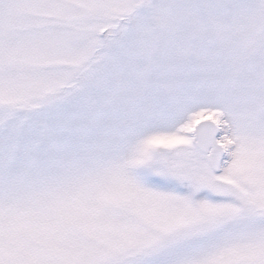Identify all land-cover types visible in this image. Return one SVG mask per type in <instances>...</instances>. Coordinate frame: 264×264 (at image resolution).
Returning <instances> with one entry per match:
<instances>
[{
	"label": "snow or ice",
	"instance_id": "obj_1",
	"mask_svg": "<svg viewBox=\"0 0 264 264\" xmlns=\"http://www.w3.org/2000/svg\"><path fill=\"white\" fill-rule=\"evenodd\" d=\"M0 264H264V0H0Z\"/></svg>",
	"mask_w": 264,
	"mask_h": 264
}]
</instances>
